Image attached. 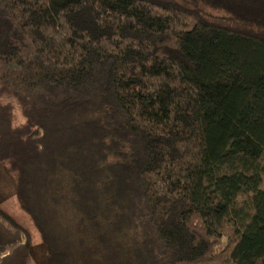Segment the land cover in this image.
I'll return each mask as SVG.
<instances>
[{
    "label": "trees",
    "instance_id": "trees-1",
    "mask_svg": "<svg viewBox=\"0 0 264 264\" xmlns=\"http://www.w3.org/2000/svg\"><path fill=\"white\" fill-rule=\"evenodd\" d=\"M0 163L45 264H264V0H0Z\"/></svg>",
    "mask_w": 264,
    "mask_h": 264
},
{
    "label": "rangeland",
    "instance_id": "rangeland-1",
    "mask_svg": "<svg viewBox=\"0 0 264 264\" xmlns=\"http://www.w3.org/2000/svg\"><path fill=\"white\" fill-rule=\"evenodd\" d=\"M16 115L19 121L24 120L18 106H16ZM0 207L11 214L29 232L33 264H45L46 249L41 234L31 216L20 207L13 177L2 163H0Z\"/></svg>",
    "mask_w": 264,
    "mask_h": 264
}]
</instances>
